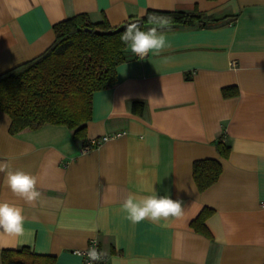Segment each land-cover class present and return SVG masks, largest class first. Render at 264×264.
<instances>
[{
    "label": "crops",
    "instance_id": "obj_1",
    "mask_svg": "<svg viewBox=\"0 0 264 264\" xmlns=\"http://www.w3.org/2000/svg\"><path fill=\"white\" fill-rule=\"evenodd\" d=\"M147 8H197L218 20L148 25L166 47L143 60L129 51L116 79L93 92L83 138L54 123L10 133L0 110V163L36 175L44 201L25 203L0 173V201L26 217L23 237L0 240V264L3 248L21 245L54 264H82L75 252L93 237L104 264H264V0H0V73L43 52L53 25L71 15L118 25ZM225 86L237 93L225 96ZM202 158L221 171L199 189L193 162ZM153 189L180 200L182 215L133 224L125 198ZM204 208L199 228L192 220Z\"/></svg>",
    "mask_w": 264,
    "mask_h": 264
},
{
    "label": "trees",
    "instance_id": "obj_2",
    "mask_svg": "<svg viewBox=\"0 0 264 264\" xmlns=\"http://www.w3.org/2000/svg\"><path fill=\"white\" fill-rule=\"evenodd\" d=\"M218 20L201 10L147 8L141 16H130L118 25L106 18L92 20L87 13L71 15L53 25L55 37L40 54L0 73V110L10 117L9 132L38 128L47 123L67 125L74 137L83 138L91 118L92 95L116 79V67L130 56L121 41L129 24L145 31L150 24L206 26ZM225 96L237 93L222 88ZM219 151L229 147L218 142ZM221 171L214 158L196 159L193 176L199 189L213 183ZM211 209L204 208L192 220L203 228ZM2 264H54L55 256L37 253L28 245L1 250Z\"/></svg>",
    "mask_w": 264,
    "mask_h": 264
},
{
    "label": "clouds",
    "instance_id": "obj_3",
    "mask_svg": "<svg viewBox=\"0 0 264 264\" xmlns=\"http://www.w3.org/2000/svg\"><path fill=\"white\" fill-rule=\"evenodd\" d=\"M121 41L130 48L140 60H143L150 52H158L166 47V37L160 34L156 28L147 31L140 29L138 24H129L121 34ZM0 173L5 174V183L11 192L25 203L35 206L43 204L42 193L38 190V177L20 169H13L7 162L0 163ZM121 210L126 213V218L133 224L149 220L153 223L167 221L169 218L179 217L183 213L182 202L173 200L168 195L160 196L153 189L151 195L137 196L129 194ZM22 207L8 201H0V240L6 238L19 239L25 235V220ZM76 256L85 255L79 250ZM86 256L90 262H99L105 253L97 248H89Z\"/></svg>",
    "mask_w": 264,
    "mask_h": 264
},
{
    "label": "built area",
    "instance_id": "obj_4",
    "mask_svg": "<svg viewBox=\"0 0 264 264\" xmlns=\"http://www.w3.org/2000/svg\"><path fill=\"white\" fill-rule=\"evenodd\" d=\"M110 137L109 134H104V135H101L100 137H97V138H92L90 139L88 142H86L85 144L82 145L81 147V151H87L89 149H91L93 146L107 140L108 138ZM92 247H95L97 248L99 251H102L100 245H99V241L96 239V238H90L88 240V243L87 245L83 248V249H79V251L81 253H85V255H81V261H82V264H104L105 263V256L103 257V259L99 262H90L86 256V252L89 248H92ZM103 252V251H102Z\"/></svg>",
    "mask_w": 264,
    "mask_h": 264
}]
</instances>
